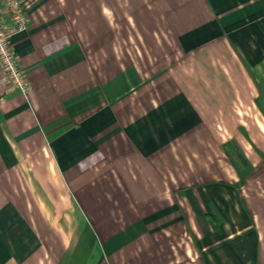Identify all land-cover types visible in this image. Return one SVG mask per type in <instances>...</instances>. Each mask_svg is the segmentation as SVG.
I'll list each match as a JSON object with an SVG mask.
<instances>
[{
	"label": "crops",
	"instance_id": "crops-1",
	"mask_svg": "<svg viewBox=\"0 0 264 264\" xmlns=\"http://www.w3.org/2000/svg\"><path fill=\"white\" fill-rule=\"evenodd\" d=\"M24 3L27 94L0 71V264H76L88 230L84 264H264V0Z\"/></svg>",
	"mask_w": 264,
	"mask_h": 264
},
{
	"label": "built area",
	"instance_id": "built-area-1",
	"mask_svg": "<svg viewBox=\"0 0 264 264\" xmlns=\"http://www.w3.org/2000/svg\"><path fill=\"white\" fill-rule=\"evenodd\" d=\"M27 23L24 0H0V71L5 75L8 86L24 95L28 92L29 83L19 67L11 37L24 31Z\"/></svg>",
	"mask_w": 264,
	"mask_h": 264
},
{
	"label": "trees",
	"instance_id": "trees-1",
	"mask_svg": "<svg viewBox=\"0 0 264 264\" xmlns=\"http://www.w3.org/2000/svg\"><path fill=\"white\" fill-rule=\"evenodd\" d=\"M257 87L259 90V95L256 99V104L260 109V111L262 112V114H264V81L257 83ZM222 149L239 175V181H238V186H239L241 183H243L246 174H248L251 171L252 167L248 159L246 158V156L244 155V153L241 151L240 147L234 140H228L224 142ZM230 243L234 248V250L237 252V254L240 256V258L245 263H250L251 259L243 238L241 236L234 237L230 240ZM91 247H92V236L90 231L88 230L86 234L84 232L82 240H80V243H78V245L75 248L74 254L72 255L77 260L76 264H84L85 258L88 256ZM79 255L81 257L80 260H78Z\"/></svg>",
	"mask_w": 264,
	"mask_h": 264
}]
</instances>
